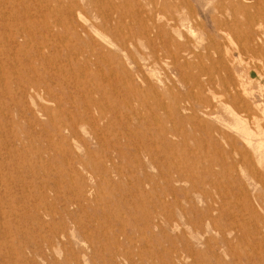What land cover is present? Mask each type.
I'll return each mask as SVG.
<instances>
[{"label":"rangeland","instance_id":"rangeland-1","mask_svg":"<svg viewBox=\"0 0 264 264\" xmlns=\"http://www.w3.org/2000/svg\"><path fill=\"white\" fill-rule=\"evenodd\" d=\"M110 1L112 2L0 0V14L14 13H11V16L15 19L8 22L11 23L8 28L16 26L17 20L20 24L25 19L24 22L27 24L37 23L41 20L42 14L47 15L49 23H53L55 19L61 21L62 17H69L71 12L81 16L79 21H73L71 17H69L71 20L61 21L63 26L68 30L71 29L68 33H64L61 29L56 31L61 38L67 40L66 46L75 50L71 57L76 58V66L90 68L87 73L81 75L76 74L75 71L73 78L71 73L63 69L61 76L67 84L65 82L62 84V81L61 84L59 82L53 84L49 81L50 93L41 92L40 100L35 99L31 102L29 98L26 100L23 98L22 91L27 93L28 88L20 90L21 87H17V82L26 83V79L18 77L16 82L15 74L7 72V82L0 74V264H264V246L259 247L264 244V175H261L264 174V0H249V2L234 0V6L237 8L234 10L229 3L219 0ZM86 2L90 3L89 7L85 5ZM149 2H152V5ZM3 3L5 6L2 5ZM129 3L131 6L128 5ZM27 7L28 9L24 10ZM241 8H244L245 12H242ZM26 14L30 15V18H23ZM163 14L169 19L165 20ZM245 14H250L248 16L252 19V23H247ZM101 18L100 23L98 21ZM140 23L143 33L140 32L141 30L138 31ZM0 24L3 25L1 20ZM123 25L128 27L127 29L133 25L130 28L135 33L128 31ZM28 28L34 40L38 41L37 36L34 35L35 29L32 28L33 31ZM73 28L77 30L75 34ZM257 28L260 30L257 31ZM156 31L159 34H156ZM166 32L169 36L165 34ZM132 33L135 35L132 36ZM155 34L158 39L153 37ZM224 34H227V37ZM256 34H259V37ZM139 35L143 36L141 40L140 38L137 40ZM152 37L155 39L153 40ZM250 37L253 41L248 40ZM194 40H197L198 44ZM143 41L152 42V45L148 46L147 50L143 49L144 46L140 45ZM132 45L135 47L133 48ZM210 45L212 49L209 48ZM66 46L65 52L61 49L58 54L60 59H64ZM236 47L240 48L237 50ZM191 50L194 56H189V59L184 51ZM31 52L29 51L28 54L33 53ZM215 52L216 55H212ZM237 52L242 55L241 58ZM128 54L134 58H137L136 54L143 56L151 54L154 59L158 56L161 61L158 59L156 64L149 63L148 67L145 65L146 62L135 66ZM161 55L164 60L163 57H159ZM109 56L111 58H108ZM26 57L20 58L23 64L27 63ZM102 60H107V64L110 65L104 64ZM122 64L124 67L126 65V70ZM76 66L73 68L78 70L80 67ZM201 69L203 71L210 69V78L216 89L214 92L218 95L222 90L220 94L226 106L215 109L210 117L198 113L199 107L195 99L197 96L191 91L190 82L188 87L182 86L181 83V79L185 76L193 77L198 71L203 72ZM123 71H127L126 76ZM140 71L145 72H141V75ZM131 75H134L133 78ZM87 76L89 79L85 78ZM219 79L227 84L224 90L220 86L217 87ZM146 82L149 88L148 85L146 87ZM127 83L136 88L141 86L140 90L134 91L135 88L127 86ZM79 84L85 89L75 88ZM124 86L125 90H123ZM105 87L108 89L106 90ZM166 87H170L169 90ZM90 89H92V97L99 105L97 110L90 113L92 118L99 120L93 133L96 140L93 139L95 136L88 134L83 127L78 128L77 131L81 139L63 140L59 134L67 137L66 132L61 131L56 135L58 131L52 129V126L55 127L58 122L68 120L73 115L72 111L80 112L81 107L87 104ZM146 89L151 91L147 93ZM130 92L132 93L129 94ZM143 92L145 94L141 95ZM242 92L245 93L244 97L241 95ZM133 98L136 100L134 101ZM111 99L114 101L112 102ZM110 100L113 103L111 106ZM155 100L162 103L154 102ZM133 101L134 103H131ZM172 101L178 107L184 106L186 108L184 112L181 109L177 112L173 109L174 111L170 110V114L168 112L165 114L155 106L156 104L170 106ZM123 103L129 109L135 110V114L138 113L131 115L132 111L126 109ZM237 104L242 107H238ZM41 106L50 109L52 124H49L43 115L37 114L38 107ZM60 108L65 110L64 115L59 114ZM100 112L102 115L99 114ZM184 113L190 114L186 118ZM176 115L180 118L175 117ZM88 128L91 127L87 125ZM174 132L180 135L177 136ZM118 133L120 135H117ZM245 139L250 140L256 150L254 147L252 149L246 146ZM148 142L153 144L149 145ZM142 143L145 146H141ZM168 143L173 146H168ZM243 146L246 147L252 165L246 157H241L237 153V149L242 150L240 148ZM186 171H190L188 172L190 174ZM213 180L217 183H213ZM193 182L194 184L198 182L197 192L200 190L193 195L195 200L186 194ZM183 191L185 197L181 196ZM248 204L251 206L248 207Z\"/></svg>","mask_w":264,"mask_h":264},{"label":"bare ground","instance_id":"bare-ground-1","mask_svg":"<svg viewBox=\"0 0 264 264\" xmlns=\"http://www.w3.org/2000/svg\"><path fill=\"white\" fill-rule=\"evenodd\" d=\"M22 1V0H21ZM88 1H90V0H88ZM96 1V0H95ZM107 1V0H106ZM109 1V3L110 2H112V1H110V0H108ZM151 1V0H150ZM157 1V0H156ZM167 1V0H166ZM169 1V0H168ZM216 1V0H215ZM219 1H223V2H226V3H229V5L231 6V7H233V10L234 9H237V8H235V6H234V3H235V1L234 0H219ZM247 1V0H246ZM2 2V1H1ZM5 2V1H4ZM11 2V1H10ZM15 2V1H14ZM13 2V3H14ZM78 2V1H77ZM76 2V3H77ZM152 2H153V0H152ZM151 2V3H152ZM171 2V1H170ZM243 2H245V1H243ZM248 2H249V0H248ZM252 2V1H251ZM12 3V2H11ZM38 3V2H37ZM71 3H73V1L71 2ZM70 3V4H71ZM115 3V2H114ZM126 3V2H125ZM132 3H134V2H132ZM150 3V2H149ZM150 3V5H152ZM176 3V2H175ZM254 3V2H253ZM252 3V4H253ZM5 3H3L2 5H4ZM79 4H80V2H79ZM87 4V2L85 3V5ZM88 4H90V3H88ZM87 4V5H88ZM97 4V3H96ZM95 4V5H96ZM98 4H99V2H98ZM116 4V3H115ZM142 4V3H141ZM140 4V5H141ZM190 4V3H189ZM208 4H211V3H208ZM214 4H216V3H214ZM213 4V5H214ZM248 4V3H247ZM12 5V4H11ZM73 5V4H72ZM94 5V6H95ZM102 5H103V2H102ZM128 5H130V3L128 4ZM135 5V4H134ZM149 5V6H150ZM158 5V4H157ZM192 5V4H191ZM207 5V4H206ZM212 5V6H213ZM5 6V5H4ZM12 6H14V4L12 5ZM11 6V7H12ZM40 6H42V5H40ZM83 6V5H82ZM97 6H100V5H97ZM118 6V5H117ZM125 6H127V5H125ZM131 6V5H130ZM146 6V5H145ZM179 6V5H178ZM193 6V5H192ZM258 6V5H257ZM10 7V8H11ZM19 7H20V5H19ZM71 7V6H70ZM70 7H69V9H70ZM73 7V6H72ZM71 7V8H72ZM79 7V6H78ZM88 7H89V5H88ZM87 7V8H88ZM92 7V6H91ZM96 7V6H95ZM111 7V6H110ZM112 7H113V4H112ZM123 7V6H122ZM133 7V6H132ZM136 7V6H135ZM156 7V6H155ZM256 7V6H255ZM1 8V7H0ZM2 8H4V7H2ZM37 8V7H36ZM42 8H44V7H42ZM84 8H86V7H84ZM83 8V9H84ZM94 8V7H93ZM93 8L91 9V10H93ZM99 8V7H98ZM115 8H116V6H115ZM118 8V7H117ZM182 8V7H181ZM192 8V7H191ZM12 9V8H11ZM20 9H21V7H20ZM28 9V7L26 8V9H24V10H27ZM30 9V8H29ZM68 9V10H69ZM76 9V8H75ZM90 9V8H89ZM96 9H97V7H96ZM95 9V10H96ZM111 9V8H110ZM120 9V8H119ZM144 9H146V8H144ZM149 9V8H148ZM154 9V8H153ZM172 9V8H171ZM174 9V8H173ZM214 9V8H213ZM227 9V8H226ZM31 10V9H30ZM29 10V11H30ZM73 10H74V8H73ZM80 10V9H79ZM87 10V9H86ZM98 10V9H97ZM125 10H127V9H125ZM142 10H143V6H142ZM175 10V9H174ZM198 10V9H197ZM241 10H242V12H245V9L244 8H241ZM3 11V10H2ZM19 11V10H18ZM38 11V10H37ZM67 11V10H66ZM82 11V10H81ZM89 12H90V10H88ZM111 11H112V9H111ZM110 11V12H111ZM129 11V10H128ZM127 11V12H128ZM134 11V9H132V12ZM137 11V10H136ZM157 11H158V8H157ZM166 11V10H165ZM178 11H180V10H178ZM182 11V10H181ZM194 11V10H193ZM11 12V11H10ZM24 12V11H23ZM57 12V11H56ZM86 12V11H85ZM95 12V11H94ZM93 12V13H94ZM98 12H99V10H98ZM126 12V11H125ZM130 12H131V10H130ZM131 12V13H132ZM144 12H146V10L144 11ZM159 12V11H158ZM164 12V11H163ZM175 12H176V10H175ZM227 12V11H226ZM12 13V12H11ZM7 13V12H5V13H1L0 14V17H1V22H3V25H1L0 24V74H1V77H5V81H7L8 82V79L6 78V73L8 72H11V74H15V79H17L16 80V82L18 81V77H22V78H24V79H26V83H19V82H17L18 84H17V87L18 86H20L21 88H20V90H23L25 87L26 88H28V92L26 93L25 91L23 92L22 91V93H23V98H24V100H26V98H29L30 99V102L31 101H33V100H40V98L39 97H41V95H40V93L42 92L43 94H49L50 92H49V81H51L53 84H56V82H59L60 84H61V81H62V84L65 82V80L63 79V77L61 76L62 74H63V69H66V71L68 72V73H71V77L73 78V77H75V71H76V74L77 73H79L80 75L82 74V73H87L88 71H89V69L90 68H88V67H86V66H81L80 67V65L78 66V67H80V68H78L76 65H77V63H76V58L75 57H71V55H73L72 53L75 51L73 48H69V47H67L66 46V41L67 40H65L64 39V37L63 38H61V36L57 33V31H59V29H61L64 33H68V31H71V29L70 30H68V28L67 27H65V26H63L62 25V23H61V21H68V20H76V21H79L80 20V17L76 14V13H73V12H71L70 13V15H69V17H71V19H69V17L68 16H65V17H62V20L61 21H59V19H55L54 20V22L53 23H49L48 22V17H47V15L45 16L44 14H42V17H41V20H39V22L37 21V23H34V24H32V22H28V24L26 23V22H22L21 24L18 22V20H17V18H16V20H17V23H18V25H17V23L15 24L16 26H14V27H12V28H8L9 26H10V24L8 23V22H11V21H13L15 18H12V14H14V13ZM87 13V12H86ZM91 13V12H90ZM108 13V12H107ZM112 13H113V11H112ZM118 13V12H117ZM119 13H120V11H119ZM123 14H124V12H122ZM149 13H150V11H149ZM167 13V12H166ZM169 13V12H168ZM184 13V12H183ZM186 13V12H185ZM184 13V14H185ZM248 13V12H247ZM27 14H28V12H27ZM27 14H26V16H24L25 15V13H24V17L23 18H27V17H29L30 18V15L29 16H27ZM88 14V13H87ZM96 14V13H95ZM99 14V13H98ZM106 14V13H105ZM110 14V13H109ZM114 14H115V12H114ZM157 14V13H156ZM155 14V15H156ZM159 14V13H158ZM157 14V15H158ZM165 14V13H164ZM163 14V15H164ZM174 14V13H173ZM216 14H217V12H216ZM220 14V13H219ZM229 14V13H228ZM94 15V14H93ZM101 15V14H100ZM141 15V14H140ZM162 15V17L164 18V17H166L165 15L163 16ZM172 15V14H171ZM176 15V14H175ZM178 15V14H177ZM214 15V14H213ZM230 15V14H229ZM246 15V14H245ZM248 15H250V14H248ZM248 15H246V21H247V23L249 22V23H252V19L248 16ZM83 16V15H82ZM86 16V15H85ZM88 16H90V15H88ZM97 16V15H96ZM95 16V17H96ZM105 15H103V17H104ZM142 16H143V13H142ZM150 16H152L153 17V15H150ZM150 16H147V17H150ZM183 16V15H182ZM217 16V15H216ZM224 16V15H223ZM92 17V16H91ZM91 17H89V19L91 18ZM102 17V16H101ZM102 17V18H103ZM124 17V16H123ZM125 17H126V15H125ZM124 17V18H125ZM151 17V18H152ZM156 17V16H155ZM155 17H154V19H155ZM170 17V16H169ZM175 17V16H174ZM187 17V16H186ZM211 17V16H210ZM213 17V16H212ZM238 17V16H237ZM241 17V16H240ZM36 18V17H35ZM102 18L101 19H99V21L98 22H100V20H102ZM113 18V17H112ZM143 18V17H142ZM160 18V17H159ZM162 18V19H163ZM167 18L168 17H166V19L165 20H167ZM181 18V17H180ZM203 18V17H202ZM207 18V17H206ZM225 18V17H224ZM28 19V18H27ZM40 19V18H39ZM84 19H86V18H84ZM87 19H88V17H87ZM94 19V18H93ZM93 19H91V20H93ZM123 19V18H122ZM126 19V18H125ZM128 19V18H127ZM136 18L134 17V19L133 20H135ZM141 18H139V20H140ZM145 19H146V17H145ZM153 19V18H152ZM169 19V18H168ZM171 19L173 20V18L171 17ZM170 19V20H171ZM183 19V18H182ZM187 19V18H186ZM189 19V18H188ZM195 19V18H194ZM221 20H222V18H220ZM35 20V19H34ZM38 20V19H37ZM52 20V19H51ZM96 20H97V18H96ZM106 20V19H105ZM112 20V19H111ZM110 20V21H111ZM128 20H131V19H128ZM142 20V19H141ZM140 20V22H142ZM172 20H171V22H172ZM218 20H219V18H218ZM227 21L229 20V17H228V19H226ZM244 20H245V16H244ZM255 20V19H254ZM29 21V20H28ZM87 21V20H86ZM93 21H95V20H93ZM124 21V20H123ZM132 21V20H131ZM131 21H129V22H131ZM137 21V20H136ZM136 21H134L135 23H136ZM164 21V20H163ZM203 21V20H202ZM211 21V20H210ZM243 21V20H242ZM102 22V21H101ZM100 22V23H101ZM120 22H121V15H120ZM144 22H145V20H144ZM155 22V21H154ZM153 22V23H154ZM170 22V23H171ZM174 22V21H173ZM175 22H176V19H175ZM174 22V23H175ZM187 22V21H186ZM198 22V21H197ZM5 23V24H4ZM95 23H97V22H95ZM133 23V22H132ZM134 23V24H135ZM139 23V22H138ZM147 23V22H146ZM99 24V23H98ZM109 24H111L110 22H109ZM123 24V23H122ZM129 24H131V23H129ZM150 24V23H149ZM160 24V23H159ZM159 24H156V25H159ZM179 24V23H178ZM188 24V23H187ZM246 24V23H245ZM84 25V24H83ZM89 25H90V23H89ZM117 25H119V22H118V24ZM117 25L115 26V27H117ZM173 25V24H172ZM194 25V24H193ZM208 25V24H207ZM13 26V25H12ZM79 26V25H78ZM87 26V25H86ZM91 26V25H90ZM95 26V25H94ZM94 26H93V28H94ZM111 26H113V24L111 25ZM111 26H110V28H111ZM124 26V25H123ZM133 25H131L130 27H132ZM153 26V25H152ZM155 26V25H154ZM179 26V25H178ZM28 27H30L31 29L33 28V29H35V32H34V35L35 36H37L36 38H37V40L38 41H36V40H34V38H33V36L31 35V33H30V29L28 28ZM102 28H103V26H101ZM100 27V28H101ZM105 27V26H104ZM107 27V26H106ZM120 27V26H119ZM125 27V26H124ZM129 27V29H127L126 27V29L129 31H131V28ZM141 27V23L139 24V26H138V28H140ZM146 27V26H145ZM167 27V26H166ZM206 27V26H205ZM121 28V27H120ZM136 29H137V27H135ZM142 29H143V27H141ZM141 28L138 30V31H140L141 30ZM158 28V27H157ZM168 29H169V27H167ZM179 28V27H178ZM262 28H263V26H262ZM32 29V30H33ZM86 29V28H85ZM84 29V30H85ZM98 29V28H97ZM104 29V28H103ZM102 29V30H103ZM106 29V28H105ZM136 29H135V31H136ZM149 29H150V27H149ZM156 29V28H155ZM167 29V30H168ZM171 29H175V28H171ZM195 29V28H194ZM207 29V28H206ZM250 29V28H249ZM253 29H255V28H253ZM57 30V31H56ZM92 30V29H91ZM119 30V29H118ZM122 30V29H121ZM147 30H148V28H147ZM152 30V29H151ZM189 30H190V27H189ZM196 30V29H195ZM258 30H260V28L258 29L257 28V31ZM263 30V29H262ZM34 31V30H33ZM72 31H73V34H75V31L77 32V30L75 29V28H73L72 29ZM87 31V30H86ZM99 31V30H98ZM101 31V30H100ZM106 31V30H105ZM116 31V30H115ZM150 31V30H149ZM158 32H159V30H157ZM157 31H156V34H159V33H157ZM166 31V30H165ZM180 31H181V29H180ZM188 31V30H187ZM186 31V32H187ZM253 31V30H252ZM251 31V32H252ZM107 32V31H106ZM105 32V33H106ZM125 32V31H124ZM127 32V31H126ZM131 32H133V30L131 31ZM140 32H142V30L140 31ZM139 32V33H140ZM148 32V31H147ZM147 32H146V34H147ZM153 32V31H152ZM162 32V31H161ZM160 32V33H161ZM170 32V31H169ZM190 32H192V31H190ZM190 32H188V34L190 33ZM33 33V32H32ZM85 33V32H84ZM93 33V32H92ZM101 34H102V32H100ZM113 34H114V32H112ZM122 33V32H121ZM133 33H135V32H133ZM132 33V34H133ZM136 33H137V31H136ZM143 33V32H142ZM168 32H166L165 34H167ZM198 33V32H197ZM254 33V32H253ZM260 33V32H259ZM62 34V33H61ZM70 34L72 35V33L70 32ZM78 34V33H77ZM87 34V33H86ZM85 34V35H86ZM98 34V33H97ZM104 34V33H103ZM107 34H108V32H107ZM107 34H105V35H107ZM116 34V33H115ZM118 34H120V33H118ZM138 34V33H137ZM156 34H155V36H153V37H157L156 36ZM164 34V33H163ZM204 34V33H203ZM255 34V33H254ZM65 35V34H64ZM79 35V34H78ZM98 35H100V34H98ZM124 35H126V34H124ZM135 34H133L132 36H134ZM168 36H169V34H167ZM225 36L227 35V34H224ZM233 35H235V33L233 34ZM261 35V34H260ZM65 36H67V35H65ZM120 36V35H119ZM118 36V37H119ZM123 36V35H122ZM138 36V35H137ZM137 36H135V37H137ZM142 36V35H141ZM141 36L139 35V37L137 38V40L140 38V40H141ZM146 36V35H145ZM189 36H190V34H189ZM196 36V35H195ZM201 36V35H200ZM219 36V35H218ZM252 36V35H251ZM256 36L257 37H259V34H256ZM78 37V36H77ZM84 38V37H82V36H79V38ZM121 37V36H120ZM130 38H131V36H129ZM128 37V38H129ZM143 37V36H142ZM152 37V39L154 40L155 38H153ZM183 37V36H182ZM227 37V36H226ZM263 37V36H262ZM66 38V37H65ZM76 38V37H75ZM78 38V39H79ZM102 38H103V36H102ZM146 38V37H145ZM148 38V37H147ZM171 38V37H170ZM229 38V37H228ZM93 39V38H92ZM121 39V38H120ZM152 39H150V40H152ZM157 39H158V37H157ZM166 39V38H165ZM184 39V38H183ZM191 39H192V37H191ZM194 39H196V38H194ZM215 39V38H214ZM224 39V38H223ZM249 39H251V37L250 38H248V40ZM80 40V39H79ZM85 40H86V38H85ZM112 40H114L115 41V39H112ZM135 41H136V39H134ZM149 40V39H148ZM152 40V41H153ZM161 40V39H160ZM169 40V39H168ZM176 40V39H175ZM180 40V39H179ZM198 40V39H197ZM196 40V41H197ZM231 40H232V38H231ZM252 41H253V39H251ZM78 41V40H77ZM84 41V40H83ZM92 41V40H91ZM97 41H99V40H97ZM129 41V40H128ZM132 41V40H131ZM130 41V42H131ZM147 41V40H146ZM156 41V40H155ZM154 41V42H155ZM181 41V40H180ZM180 41H178L179 43H180ZM191 41V40H190ZM195 41V40H194ZM195 41V42H196ZM215 41V40H214ZM250 41V40H249ZM254 41H256V40H254ZM76 42V41H75ZM100 42V41H99ZM98 42V43H99ZM125 42V41H124ZM126 42H127V40H126ZM144 42V43H143ZM142 42V44H140L141 46H144L143 47V49H148V46H151L152 45V42H145V41H143ZM153 42V43H154ZM169 43H170V41H168ZM194 42V43H195ZM204 42V41H203ZM202 42V43H203ZM219 42V41H218ZM241 42V41H240ZM69 43V42H68ZM70 43H72V42H70ZM92 43H94V42H92ZM95 43H96V41H95ZM94 43V44H95ZM102 43V42H101ZM108 43V42H107ZM106 43V44H107ZM115 43V42H114ZM132 43V42H131ZM136 43V42H135ZM158 43V42H157ZM166 44H167V42H165ZM173 43H174V41H173ZM172 43V44H173ZM197 43V42H196ZM231 43V42H230ZM257 43V42H256ZM124 44V43H123ZM126 44V43H125ZM124 44V45H125ZM133 44V43H132ZM198 44V43H197ZM240 44V43H239ZM84 45H86V44H84ZM84 45H82V46H84ZM95 45H97V44H95ZM104 45V44H103ZM109 45V44H108ZM127 45V44H126ZM138 45V44H137ZM154 45H156V43L154 44ZM174 45V44H173ZM191 45H193V44H191ZM222 45V44H221ZM65 46H66V53H65V56H64V59H60L59 58V52L61 51V49H64V52H65ZM70 46V45H69ZM76 46V45H75ZM80 46V45H79ZM91 46V45H90ZM90 46H87V47H89L90 48ZM92 46H93V44H92ZM119 46H121V45H119ZM130 46H131V44H130ZM129 46V47H130ZM133 46V45H132ZM170 46V45H169ZM196 46V45H195ZM239 46V45H238ZM256 46V45H255ZM264 46V45H263ZM35 47H37V48H35ZM72 47V46H71ZM74 47V46H73ZM94 47V46H93ZM92 47V48H93ZM107 47V46H106ZM135 46H133V48H134ZM139 47V46H138ZM155 47H157V46H155ZM154 47V48H155ZM162 47V46H161ZM210 47H212V45H210L209 46V48ZM232 47V46H231ZM230 47V48H231ZM250 47V46H249ZM80 48H81V46H80ZM83 48V47H82ZM85 48V47H84ZM112 48V47H111ZM126 48V47H125ZM158 48H160V47H158ZM163 48V47H162ZM199 48V47H198ZM238 48H240V47H236V49L238 50ZM251 48V47H250ZM94 49V48H93ZM97 49V48H96ZM128 49V48H127ZM126 49V50H127ZM136 49V48H135ZM140 49V48H139ZM192 49V48H191ZM208 49V48H207ZM210 49H212V48H210ZM209 49V50H210ZM255 49V48H254ZM257 49V48H256ZM82 50V49H81ZM92 50V49H91ZM111 50H113V48L111 49ZM130 50H131V47H130ZM138 50V49H137ZM160 49H158V51H159ZM193 50V49H192ZM192 50L191 51H184L185 52V55H188V57L189 56H194V54L192 53ZM204 50V49H203ZM231 50V49H230ZM29 51H32L31 53L32 54H28V52ZM78 51H79V49H78ZM116 51H117V49H116ZM148 51H150V50H148ZM151 51H152V49H151ZM174 51V50H173ZM194 51V50H193ZM256 51V50H255ZM261 51V50H260ZM83 52V51H82ZM95 52H96V50H95ZM94 52V53H95ZM118 52V51H117ZM126 52V51H125ZM137 52H139V51H137ZM144 52V51H143ZM147 52V51H146ZM157 52V51H156ZM196 52V51H195ZM204 52V51H203ZM241 52V54H242V51H240ZM91 53V52H90ZM128 53V52H127ZM149 53H151V52H149ZM159 53V52H158ZM160 53H161V51H160ZM159 53V54H160ZM214 53V52H213ZM212 53V55H216V52H215V54H213ZM227 53H229L228 52V50H227ZM233 53V52H232ZM238 53V52H237ZM81 54V53H80ZM131 54V53H130ZM152 54H153V52H152ZM168 54V53H167ZM206 54V53H205ZM230 54V53H229ZM246 54V53H245ZM244 54V55H245ZM75 55V54H74ZM95 55H96V53H95ZM101 55V54H100ZM122 55V54H121ZM132 55V54H131ZM163 55V54H162ZM159 56V57H163V56ZM164 55H165V52H164ZM200 55H202L203 56V54H200ZM211 55V56H212ZM238 56H240V53H238L237 54ZM251 55H253V54H251ZM258 55H259V53H258ZM25 56H27L26 58H27V63H25V64H23L22 63V59H20V58H22V57H24L25 58ZM91 56V55H90ZM104 56V55H103ZM111 56V55H110ZM108 57V58H111V57ZM114 56V55H113ZM124 56V55H123ZM126 56V55H125ZM124 56V57H125ZM128 56H129V54H128ZM136 56H137V58H134V56L132 57V56H129V59L132 61V63H134V65L136 66V65H138V63H141V62H146V66L148 67V64L149 63H151V64H156V63H158L157 61H158V56L156 57V59H154L155 57L153 56V55H151V54H148L147 56H143V55H141V54H136ZM181 56V55H180ZM205 56V55H204ZM229 56V55H228ZM235 56V55H234ZM242 56V55H241ZM241 56H240V58H241ZM69 57H71V58H69ZM140 57V59H138ZM187 57V56H186ZM185 57V58H186ZM232 57V56H231ZM263 57V56H262ZM86 58H87V56H86ZM92 58V57H91ZM115 59H116V57H114ZM113 58V59H114ZM127 58V57H126ZM165 58H166V55H165ZM164 57H163V60L165 59ZM183 58V57H182ZM88 59V58H87ZM105 59H107L106 57H105ZM118 59V58H117ZM189 59H190V57H189ZM204 59H206V58H204ZM237 59V58H236ZM160 60V59H159ZM188 60V59H187ZM113 61H115V60H113ZM112 61V62H113ZM127 61V60H126ZM138 61V62H137ZM161 61V60H160ZM180 61V60H179ZM205 61V60H204ZM209 61V60H208ZM207 61V62H208ZM34 62H35V64H34ZM94 62H95V60H94ZM102 62L104 63V64H107L108 63V61L107 60H102ZM123 62H124V60H123ZM128 62V61H127ZM165 62V61H164ZM168 62V61H167ZM187 62V61H186ZM185 62V63H186ZM197 62V61H196ZM89 63V62H88ZM92 63V62H91ZM114 63V62H113ZM112 63V64H113ZM169 63V62H168ZM167 63V64H168ZM172 63H173V61H172ZM176 63V62H175ZM182 63H183V61H182ZM188 63V62H187ZM80 64V63H79ZM207 64V63H206ZM81 65H83V64H81ZM85 65V64H84ZM87 65V64H86ZM91 65V64H90ZM108 65V64H107ZM110 65V64H109ZM108 65V66H109ZM123 65V64H122ZM169 65V64H168ZM187 65V64H186ZM73 66H76L77 68H78V70H76L75 68H73ZM113 66V65H112ZM131 66V65H130ZM145 66V67H146ZM151 65H149V67H150ZM172 66V65H171ZM174 66V65H173ZM91 68L93 67V66H90ZM96 67V66H95ZM103 67H105V66H103ZM118 66H116V68H117ZM123 67H124V65H123ZM125 67H126V65H125ZM124 67V68H125ZM132 67V66H131ZM138 67V66H137ZM159 67V66H158ZM163 67V66H162ZM99 68H101V67H99ZM111 68H113V67H111ZM138 68H140V67H138ZM164 68V67H163ZM162 68V69H163ZM191 68V66L189 67V69ZM219 68V67H218ZM106 69V68H105ZM104 69V70H105ZM123 69V68H122ZM142 69V68H141ZM144 69V68H143ZM142 69V70H143ZM203 69V68H202ZM201 69V70H202ZM217 69V68H216ZM221 69H223V68H221ZM97 70V69H96ZM95 70V71H96ZM103 70V69H102ZM111 70V69H110ZM110 70H108V72L110 71ZM116 70V69H115ZM114 69L113 70H111V71H115ZM125 70H126V68H125ZM138 70H140V69H138ZM194 70V69H193ZM210 69H206V70H202L203 72H199L198 71V73L195 75V76H191V77H187V76H185L183 79H181V83H182V86L184 85L185 87H188L189 85H188V83L190 82V85H191V91H194L196 94H194V95H196L197 97L195 98L196 99V101H197V104H198V109H199V114L201 113V116H205V117H210L211 116V113L215 110V109H217V108H222V107H226L225 106V102H224V100H222V98H221V91H220V93H218V95L214 92L216 89H215V85L212 83V78H210V76H211V74H210V71H209ZM225 69H223V71H224ZM120 71V70H119ZM122 71V70H121ZM152 71V70H151ZM163 71V70H162ZM185 71V70H184ZM217 71V70H216ZM215 71V72H216ZM222 71V70H221ZM220 71V72H221ZM231 71V70H230ZM100 72H101V69H100ZM124 72V71H123ZM122 72V73H123ZM129 72V71H128ZM134 72V71H133ZM136 72V71H135ZM142 71H140L139 73H141ZM145 71H143L142 73H144ZM148 72V71H147ZM150 72V71H149ZM183 72V71H182ZM181 72V73H182ZM193 72V71H192ZM194 72H196V70L194 71ZM102 73V72H101ZM115 73V72H114ZM125 73V75L124 76H126V73H127V71L126 72H124ZM123 73V74H124ZM130 73V72H129ZM131 73H132V71H131ZM142 73H141V75H142ZM164 72H162V74H163ZM165 73H167V72H165ZM176 73V72H175ZM188 73H189V70H188ZM225 73V72H224ZM227 73V72H226ZM137 74V73H136ZM135 75V74H134ZM133 75V76H134ZM152 75V74H151ZM159 75V74H158ZM184 75V74H183ZM216 75V74H215ZM217 75H218V72H217ZM222 75V74H221ZM224 75V74H223ZM229 75V74H228ZM110 76H112V75H110ZM123 76V75H122ZM133 76L131 75V77L133 78ZM145 76V75H144ZM227 75L225 74V77H226ZM233 76H234V74H233ZM232 76V77H233ZM70 77V78H71ZM130 77V76H129ZM129 77H127V79L129 78ZM140 77V76H139ZM138 77V78H139ZM146 77V76H145ZM178 77V76H177ZM183 77V76H182ZM219 77H220V75H219ZM78 78H79V76H78ZM83 78V77H82ZM85 78H88V76L87 77H85ZM92 78V77H91ZM120 78V77H119ZM119 78H118V80H119ZM125 78V77H124ZM170 78H172V77H170ZM202 78V80H200ZM218 78V77H217ZM89 79V78H88ZM98 79V78H97ZM96 79V80H97ZM104 79V78H103ZM106 79V78H105ZM115 79V78H114ZM127 79H125V80H127ZM129 79H131V78H129ZM146 80L148 79V78H145ZM177 79V78H176ZM222 79V78H221ZM74 80V79H73ZM95 80V81H96ZM143 80V79H142ZM220 80V79H219ZM223 80V79H222ZM225 80V79H224ZM238 80V79H237ZM3 81V80H2ZM1 81V82H2ZM84 81V80H83ZM130 81H132V80H130ZM144 81V80H143ZM163 81V80H162ZM174 81V80H173ZM179 81V80H178ZM177 81V82H178ZM216 81V80H215ZM89 82V81H88ZM87 82V83H88ZM106 82V81H105ZM123 84H124V81L122 80L121 81ZM133 82V81H132ZM131 82V83H132ZM137 82V81H136ZM170 82V81H169ZM219 82V81H218ZM237 82V81H236ZM73 83V82H72ZM80 83V82H79ZM86 83V82H85ZM121 83V84H122ZM129 83V82H128ZM127 83V84H128ZM134 83V82H133ZM142 83V82H141ZM147 83V82H146ZM145 83V85H146V87H147V85H148V88L150 87L149 86V84L147 83L146 84ZM234 83H235V81H234ZM65 84H67V82H65ZM82 84H84V83H82ZM122 84V85H123ZM144 84V83H143ZM143 84H139V85H143ZM164 84V83H163ZM213 84V85H212ZM218 84V83H217ZM216 84V85H217ZM239 84V83H238ZM59 85V84H58ZM74 85H75V83H74ZM89 85V84H88ZM101 85H102V82H101ZM120 85V84H119ZM122 85H120L121 87H123ZM130 85V87H132V88H135L134 89V91L135 90H140L139 88L141 87H138V88H136V87H133L131 84H128L127 86H129ZM138 85V86H139ZM144 85V86H145ZM174 85V84H173ZM180 85V84H179ZM77 87H75V88H77V89H81L82 90V88H84V86L83 85H81V84H79V86L78 85H76ZM96 86V85H95ZM151 86H153V85H151ZM220 86V88H222L223 90L225 89V88H227V84L225 83V82H223V81H221L220 80V82H219V85L217 86V87H219ZM239 86V85H238ZM8 87H12L11 85H8ZM17 87H16V89H17ZM90 87V86H89ZM101 87V86H100ZM120 87V88H121ZM143 87V86H142ZM146 87H144V88H146ZM106 88V87H105ZM125 86H124V89L123 90H125ZM131 88V89H132ZM144 88H143V90H144ZM153 88V87H152ZM167 88V87H166ZM170 88V87H169ZM169 88H167V90H169ZM175 88V87H174ZM174 88H173V90H174ZM220 88H218V89H220ZM85 89V88H84ZM95 89V88H94ZM108 88H106V90H107ZM9 90H11V88L9 89ZM19 90V91H20ZM123 90H122V93H123ZM128 90H129V87H128ZM232 90V89H231ZM239 90V89H238ZM96 91V90H95ZM114 91V90H113ZM145 91H147V93L149 92V91H151V90H145ZM153 91V90H152ZM171 91H172V89H171ZM228 91V90H227ZM233 91V90H232ZM94 92V91H93ZM97 92V91H96ZM128 92V91H127ZM142 92V91H141ZM193 92V93H194ZM3 93V92H2ZM89 94H88V96H87V104H86V106H85V104H84V106L83 107H81L82 109H81V111L79 112V110H78V112L77 113H74L73 111H72V117H70L68 120H65V121H60V122H58L57 123V125L54 127V126H52V129L54 128L55 129V131L57 132V134L56 135H58L61 131H65L66 132V135H67V137H65V136H63V135H60L59 134V136L63 139V140H65V139H68V138H76V139H81V137H80V135H78V128H81V127H83V128H85L86 129V131H87V133L88 134H90V135H94L95 136V134H93L94 133V131L96 130V128H97V122L99 121L97 118H92L91 117V115H90V113L92 112V111H95V110H97V106H99L98 105V101L96 102V100L92 97V95L91 94H93L92 93V89H90L89 90V92H88ZM132 92H130L129 94H131ZM133 93H135V92H133ZM155 93H157V92H155ZM10 94V93H9ZM83 94V93H82ZM81 94V95H82ZM84 94H85V92H84ZM87 94V93H86ZM116 94H117V92H116ZM129 94H126V95H129ZM140 94V93H139ZM142 94H145V92H143V93H141V95ZM153 94V93H152ZM158 94V93H157ZM161 94V93H160ZM168 94V93H167ZM220 94V95H219ZM233 94V93H232ZM140 95V96H141ZM154 95V94H153ZM166 95V94H165ZM224 95V94H223ZM226 95V94H225ZM241 95H243V97H244V95H245V93L244 92H242V94ZM57 96V95H56ZM125 95H123V97H124ZM139 96V97H140ZM157 97H158V95H156ZM155 96V97H156ZM160 96H162V95H160ZM233 96V95H232ZM231 96V97H232ZM122 97V96H121ZM138 97V96H137ZM146 97V96H145ZM153 97V96H152ZM151 97V98H152ZM154 97V98H155ZM58 98V97H57ZM78 98V97H77ZM130 98H132V97H130ZM129 98V99H130ZM143 98H144V96H143ZM150 98V99H151ZM159 98V97H158ZM226 98H229V97H227L226 96ZM122 99V98H121ZM124 99V98H123ZM134 99V98H133ZM142 99V98H141ZM161 99V98H160ZM58 100V99H57ZM107 100V99H106ZM112 100V99H111ZM111 100H110V102H111ZM128 100V99H127ZM136 99H134V101H135ZM154 100V99H153ZM227 100V99H226ZM114 100H112V102H113ZM131 101V100H130ZM134 101L133 102H131V103H134ZM140 101V100H139ZM143 101V100H142ZM157 100H155L154 102H156ZM109 102V101H108ZM111 102V104H110V106L113 104ZM157 102H160V101H157ZM166 102H168V101H166ZM165 102V103H166ZM173 102V101H172ZM73 103V102H72ZM71 103V104H72ZM80 103V102H79ZM78 103V104H79ZM86 103V102H85ZM130 103V104H131ZM137 103H138V101H137ZM140 103V102H139ZM144 103H145V101H144ZM160 103H162V102H160ZM165 103H163V104H165ZM12 104V103H11ZM10 104V105H11ZM142 104H143V102H142ZM81 105V104H80ZM127 105V104H126ZM138 105V104H137ZM236 105V104H235ZM238 105V104H237ZM109 106V105H108ZM110 106H109V108H110ZM116 106V105H115ZM123 106H125L124 105V103H123ZM128 106V105H127ZM144 106V105H143ZM155 106H157V108L160 110V111H163V113H165V112H170L171 113V111L170 110H172V111H180V109L181 110H183V112H184V110L186 109L184 106H182V107H178L177 106V104L176 103H172L170 106H164V105H160V104H156ZM239 106H241L242 107V105H238V107ZM78 107V106H77ZM126 107V106H125ZM238 107H237V109H238ZM241 107H240V109H241ZM108 108V109H109ZM115 108V107H114ZM117 108V107H116ZM170 108H172V109H170ZM233 108V107H232ZM258 108V107H257ZM61 109V108H60ZM107 109V110H108ZM118 109V108H117ZM126 109H129L128 107H126ZM174 109V110H173ZM177 109V110H176ZM50 109L49 108H47V107H38V110H37V114H39V115H43L45 118H46V120L48 121V123L50 124H52V116H51V111H49ZM102 110V109H101ZM115 110V109H114ZM130 111H132L131 112V115H134L135 113H134V111L135 110H131V109H129ZM128 111V110H127ZM193 111H195V110H193ZM234 111H236V110H234ZM237 111H239V110H237ZM236 111V112H237ZM241 111V110H240ZM65 110H63V109H61V110H59V114L60 115H64L65 113ZM109 112V111H108ZM245 112V111H244ZM32 113V112H31ZM104 113H106V112H104ZM110 113V112H109ZM108 113V114H109ZM138 113V112H137ZM136 113V114H137ZM169 113V114H170ZM191 113V112H190ZM189 113V114H190ZM195 113V112H194ZM100 115H102V112H100L99 113ZM135 114V115H136ZM165 114H167V113H165ZM183 114V113H182ZM181 114V115H182ZM186 113H184V116H186V118H187V116L189 115V114H187V115H185ZM173 115V114H172ZM175 115V114H174ZM196 115H198V114H196ZM111 116V115H110ZM125 116H128V115H125ZM165 116V115H164ZM169 116H171V115H169ZM132 117V116H131ZM175 117H178L177 115L175 116ZM190 117V116H189ZM188 117V119H190ZM192 117H193V115H192ZM204 117V118H205ZM88 120H87V119ZM166 118V117H165ZM178 118H180V117H178ZM177 118V119H178ZM199 118V117H198ZM115 119V118H114ZM139 119H141V118H139ZM146 119V118H145ZM148 119V118H147ZM153 119V118H152ZM167 119V118H166ZM176 119V120H177ZM194 119H197V118H194ZM156 119L154 118V121H155ZM175 120V119H174ZM199 120V119H198ZM86 121H87V123H86ZM167 121V120H166ZM184 121H185V119H184ZM186 121H187V119H186ZM195 121V120H194ZM197 121V120H196ZM116 122V121H115ZM128 122V121H127ZM170 122V121H169ZM176 122H178V121H176ZM200 122V121H199ZM120 123H122V122H120ZM120 123H118V125L120 124ZM151 123V122H150ZM149 123V124H150ZM154 123V122H153ZM179 123V122H178ZM201 123V122H200ZM89 125L91 128H88L87 129V125ZM123 124V123H122ZM173 124V123H172ZM175 124H177V123H175ZM181 124H182V122H181ZM117 125V126H118ZM155 125V124H154ZM174 125V124H173ZM179 125V124H178ZM212 125V124H211ZM158 126H159V124H158ZM160 126L162 127V125L160 124ZM175 127H176V125H174ZM197 126V125H196ZM202 126V125H201ZM126 127V126H125ZM155 127V126H154ZM160 127V128H161ZM178 127H181V126H178ZM112 128V127H111ZM148 127H146V130H148L147 129ZM157 128V127H156ZM155 128V129H156ZM105 129H106V127H105ZM159 129V128H158ZM178 129V128H177ZM177 129H175L176 131H177ZM201 129V128H200ZM203 129V128H202ZM145 130V131H146ZM150 130V129H149ZM161 130V129H160ZM205 130H207V128L205 129ZM104 131V130H103ZM103 131H101L102 132V134H103ZM144 131V130H143ZM162 131V130H161ZM173 131H174V129H173ZM173 131H172V133H173ZM175 131V132H176ZM115 132H117V131H115ZM155 132V131H154ZM174 132V133H175ZM152 133V132H151ZM159 133V132H158ZM179 133V132H178ZM165 134V133H164ZM163 134V135H164ZM176 134V133H175ZM243 134V133H242ZM113 134H111V136H112ZM114 135H115V133H114ZM113 135V136H114ZM117 135H120L119 133L117 134ZM132 135V134H131ZM177 135V134H176ZM178 135H180V134H178ZM177 135V136H178ZM175 136V135H174ZM254 136V135H253ZM119 137V136H118ZM122 137H124V136H122ZM130 137V136H129ZM143 137H144V135H143ZM164 137H167V136H164ZM163 137V138H164ZM255 137H256V135H255ZM127 138H128V135H127ZM168 138V137H167ZM175 138H177V137H175ZM94 140H96V136H95V138H93ZM118 139V138H117ZM122 139V138H121ZM120 139V140H121ZM130 139V138H129ZM144 139V138H143ZM143 139H142V141H143ZM151 139H153V138H151ZM113 140H114V138H113ZM119 140V141H120ZM126 140V139H125ZM124 140V141H125ZM131 140V139H130ZM130 140H127L128 142H130ZM139 140H141V139H139ZM149 140V139H148ZM165 140V139H164ZM135 141V140H134ZM137 142H138V140H136ZM141 141V142H142ZM150 141V140H149ZM133 142V141H132ZM131 142V143H132ZM159 142H161V141H159ZM159 142H157V143H159ZM164 142V141H163ZM117 143V142H116ZM130 143V144H131ZM244 143H245V145L246 146H249V147H251L252 149H253V147L255 148V146H253L252 144H251V141L250 140H244ZM119 144V143H118ZM138 144V143H137ZM148 144H149V142H148ZM153 144V143H152ZM151 143L149 144V145H152ZM170 143H168V146H173V145H169ZM117 145V144H116ZM127 145V144H126ZM135 145V144H134ZM165 145V144H164ZM176 144H174V146H175ZM139 146V145H138ZM141 146H145V145H143V143H142V145ZM141 146H139V147H141ZM147 146V145H146ZM166 146V145H165ZM132 148H133V146H131ZM149 147V146H148ZM239 147V146H238ZM257 147V146H256ZM147 148V147H146ZM146 148H142V149H146ZM165 148V147H164ZM166 148H167V146H166ZM173 149H174V147H173ZM240 149H242V150H239V149H237V153L241 156V157H246L247 158V160L249 161V157H248V153H247V151H246V147H242V148H240ZM138 150H141V149H138ZM255 150H256V148H255ZM144 151V150H143ZM173 151V150H172ZM138 152V151H137ZM255 152V151H254ZM148 153V152H147ZM146 153V154H147ZM145 154V155H146ZM149 155H150V152H149ZM149 155H147V158L149 157ZM255 158V157H254ZM243 161V160H242ZM245 161V160H244ZM250 162V164L252 165V163H251V161H249ZM229 163H230V161H229ZM247 164V163H246ZM249 164V165H250ZM230 165V164H229ZM232 165V164H231ZM243 165V164H242ZM249 165H247L248 167H249ZM246 166V167H247ZM232 167V166H231ZM243 167H244V165H243ZM235 168V167H234ZM231 169H233V168H231ZM230 169V170H231ZM206 170V169H205ZM223 170V169H222ZM229 170V171H230ZM234 171V170H233ZM232 171V172H233ZM187 172V171H186ZM188 172H190V171H188ZM187 172V174H190V173H188ZM225 172V171H224ZM223 172V173H224ZM235 172V171H234ZM223 173H222V176H223ZM260 173V172H259ZM198 174V173H197ZM234 174V173H233ZM216 175V174H215ZM261 175H264V174H261ZM232 176V175H231ZM235 176V175H234ZM256 177H259L258 175H255ZM236 177H237V175H236ZM189 178V177H188ZM210 178V177H209ZM220 178V177H219ZM239 178V177H238ZM205 179V178H204ZM218 179V178H217ZM217 179H215V180H217ZM225 179H226V177H225ZM237 179V178H236ZM191 180H192V178H191ZM196 180V179H195ZM194 180V181H195ZM227 180V179H226ZM262 180V179H261ZM238 181H240L241 182V180H239L238 179ZM260 181V180H259ZM199 182V181H198ZM198 182L196 183V184H198ZM214 182H216V181H214L213 180V183ZM228 182V181H227ZM232 182V181H231ZM237 182V181H236ZM255 182V181H254ZM253 182V183H254ZM262 183H263V181H261ZM203 183V182H202ZM210 183V182H209ZM211 183H212V181H211ZM217 183V182H216ZM196 184H194V182L193 183H191V186H190V188L188 189V191H186V194L188 195V197L189 198H191V199H193L194 197H193V195L195 194H197L200 190H198V192H197V188H196ZM206 184V183H205ZM218 184H219V182H218ZM241 185H242V183H240ZM204 185V184H203ZM220 185V184H219ZM213 186H215L214 184H213ZM227 186H229V185H227ZM240 186V185H239ZM212 187V186H211ZM230 187V186H229ZM228 187V188H229ZM242 187V186H241ZM202 192V191H201ZM181 196H184L185 197V191H183V192H181ZM245 194V193H244ZM243 194V195H244ZM247 194V193H246ZM245 196V195H244ZM247 196V195H246ZM257 196V195H256ZM261 197V196H260ZM248 199L250 198V197H247ZM247 199V200H248ZM255 199V198H254ZM261 199V198H260ZM193 200H195V199H193ZM241 200V199H240ZM243 200V199H242ZM244 201H245V198H244ZM249 202V201H248ZM257 202V201H256ZM260 202V201H259ZM240 203H241V201H240ZM247 203V202H246ZM263 204V203H262ZM247 205V204H246ZM245 206V205H244ZM243 206V207H244ZM251 205L250 204H248V207H250ZM263 206H264V204H263ZM262 207V206H261ZM260 207V208H261ZM247 209V208H246ZM252 209H254V208H252ZM258 209V208H257ZM247 210H249V209H247ZM262 210V209H261ZM246 211V210H245ZM253 212H254V210H252ZM247 212V211H246ZM251 212V211H250ZM257 212H258V210H257ZM242 212H240V214H241ZM259 213V212H258ZM250 214V213H249ZM255 214H257V213H255ZM242 215V214H241ZM241 215H240V218H241ZM251 215V214H250ZM253 215V214H252ZM254 216V215H253ZM259 218V217H258ZM262 218V217H261ZM261 218H259V219H261ZM242 219H243V217H242ZM253 220V219H252ZM212 222V221H211ZM214 222V221H213ZM248 222V221H247ZM260 223V222H259ZM239 229V228H238ZM254 231V230H253ZM199 232H201V231H199ZM196 235H198V233L196 234ZM200 235V234H199ZM253 238H254V236H253ZM258 239V238H257ZM256 240V239H255ZM260 240V239H259ZM258 240V241H259ZM262 240H263V238H262ZM205 241V240H204ZM261 243V242H260ZM259 243V244H260ZM254 244H255V242H254ZM256 244H258V242L256 243ZM259 246V245H258ZM263 246H264V244L262 245V246H259L260 248L262 247L263 248ZM257 246H255V248H256ZM259 249V248H258ZM260 250V249H259ZM264 251V250H263ZM259 252V251H258ZM257 252V253H258ZM260 253V252H259ZM261 254H262V252H261ZM261 254H259V255H261ZM138 255V254H137ZM255 256H257V255H255ZM241 257V256H240ZM239 258V257H238ZM237 258V259H238ZM258 258V257H257ZM264 258V257H263ZM259 259H261V258H259ZM249 261V260H248ZM251 261H253V260H251ZM262 261V260H261ZM243 264V263H242Z\"/></svg>","mask_w":264,"mask_h":264}]
</instances>
